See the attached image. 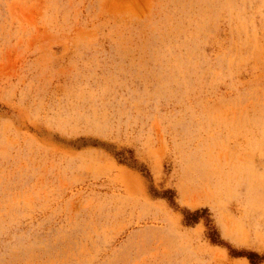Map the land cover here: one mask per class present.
<instances>
[{
	"label": "rangeland",
	"instance_id": "obj_1",
	"mask_svg": "<svg viewBox=\"0 0 264 264\" xmlns=\"http://www.w3.org/2000/svg\"><path fill=\"white\" fill-rule=\"evenodd\" d=\"M0 264H264V0H0Z\"/></svg>",
	"mask_w": 264,
	"mask_h": 264
},
{
	"label": "bare ground",
	"instance_id": "obj_2",
	"mask_svg": "<svg viewBox=\"0 0 264 264\" xmlns=\"http://www.w3.org/2000/svg\"><path fill=\"white\" fill-rule=\"evenodd\" d=\"M248 261V260H247ZM236 262V261H235ZM238 263V262H237Z\"/></svg>",
	"mask_w": 264,
	"mask_h": 264
}]
</instances>
